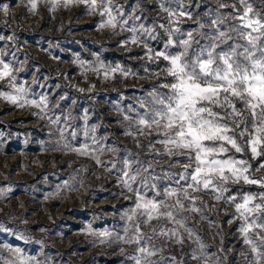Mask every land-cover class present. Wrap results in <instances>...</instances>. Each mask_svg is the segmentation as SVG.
Instances as JSON below:
<instances>
[{
	"label": "rangeland",
	"instance_id": "1",
	"mask_svg": "<svg viewBox=\"0 0 264 264\" xmlns=\"http://www.w3.org/2000/svg\"><path fill=\"white\" fill-rule=\"evenodd\" d=\"M164 2L168 4V0ZM182 2L191 19L173 17L179 24L172 27L185 34L200 23L204 24L200 31L214 30L211 20L217 15L227 19L219 26L227 30L235 22L232 17L237 10H243L238 0ZM112 3L121 7L125 18L139 16L136 25L155 28L157 39L124 43L132 36L128 26L100 28L107 17L100 16L99 10L90 12L87 4L65 7L60 0L53 10L52 0H37L33 12L28 0H0V60L10 65L16 84L28 90L27 99L48 98L44 112L0 98V264L6 260L19 264L14 249L23 257H34L33 264H132L128 257L135 254V246L117 241L118 235H124L128 224L125 213L135 199L120 182L121 161L128 154L151 161L155 175L161 177L157 181L161 191L165 184L174 183L166 179L165 172L182 171V164H173L182 157L155 156L147 148L151 137L141 136L130 127L137 113L143 112L142 98L167 82L162 74L156 75L167 62L150 60L143 44L147 42L155 51L164 50L168 13L160 0ZM221 3L225 7L220 8ZM248 3L254 12L264 15V0ZM4 5L8 6L7 14L2 10ZM161 24L165 29L159 27ZM193 35L199 39L197 32ZM101 64L104 68L99 72L92 70ZM117 66L123 72L109 71L105 77V69ZM9 84L7 78L0 80V91L12 92ZM57 117L60 122L53 123ZM128 131L133 135H127ZM93 138L98 143H93ZM84 144L96 150L101 163L97 164L91 153L80 155L72 150ZM155 147L161 148L158 144ZM235 155L248 160L253 168L261 162V158L252 159L250 152ZM254 175L264 176V169ZM240 187L247 192L264 191L258 185H242L233 186L232 194ZM195 195L204 201L198 205L202 213L184 215L210 256L208 264H255V253L237 231L240 221L228 223L234 208L209 194ZM105 231L110 234L107 238L99 235ZM155 243L161 245L159 239ZM163 247L154 259L175 256L174 264H204L191 258L193 250L197 255L200 251L195 237L186 239L182 246L169 242Z\"/></svg>",
	"mask_w": 264,
	"mask_h": 264
},
{
	"label": "snow or ice",
	"instance_id": "2",
	"mask_svg": "<svg viewBox=\"0 0 264 264\" xmlns=\"http://www.w3.org/2000/svg\"><path fill=\"white\" fill-rule=\"evenodd\" d=\"M28 2L35 12L37 0ZM59 2L52 0L53 10ZM238 3L243 10H237L232 17L235 22L227 30L219 27L225 25L227 19L217 15L211 20L214 30L202 32L200 29L204 24L200 23L197 29L185 34L179 27H172L179 24L178 19L172 18L187 16L191 19V12L182 0H168L167 5L160 0L161 8L170 18L169 28L159 25L168 37L164 50L155 51L147 42L143 47L150 60L167 62L156 73L158 77L162 74L167 82L142 98L140 107L143 112L137 113L136 122L130 127L141 136L151 137L147 148L154 151L155 156L182 157V160H173V164H182L183 168L179 173L165 172L166 179L174 183L165 184L161 191L157 185L161 177L155 175L151 161L140 160L131 154L121 161L123 167L118 169L120 182L134 194L135 199L125 213L128 224L124 235H118L117 241L135 246V254L128 257L132 264H174L175 256L154 257L162 253L163 246L169 242L182 246L186 239L194 237L200 251L197 255L193 250L191 258L208 264L210 256L204 252V244L184 215L202 213L198 205L204 201L196 193L209 194L216 201L232 206L234 215L228 223L240 221L237 231L255 253V264L264 261V191L247 192L240 187L232 194L233 186L258 185L264 189V176L254 175V172L264 169V15L254 12L248 0H238ZM70 4H87L90 12L99 10L100 16L107 17L100 28L115 29L118 24L122 28L128 26L126 30L132 36L124 43L138 44L142 39H157L155 28L136 25L139 16L125 18L121 7H114L112 0H100L99 3L98 0H64L65 7ZM219 7L225 5L221 3ZM2 10L7 14L8 6L4 5ZM193 31L197 32L199 39ZM201 40L205 42L201 43ZM172 48L177 50L170 51ZM101 68H104L103 64L92 70L99 72ZM109 71L123 72V69L119 66L105 69V77ZM124 74L128 75L127 72ZM6 78L13 91H0V98L18 107L33 106L41 112L47 109L48 98L43 96L39 101L27 99L28 90L16 84L12 68L0 60V80ZM125 119L132 118L125 116ZM52 122L58 124L60 118ZM126 134L133 135V132ZM93 143L98 141L93 138ZM157 144L161 148H156ZM72 150L80 155L91 153L97 164L101 163L99 156L95 155L96 150L90 149L88 144ZM99 151L102 154L103 148ZM248 152L252 159L261 158L258 167L253 168L248 160L235 155ZM112 167H116L115 162ZM201 218L204 217L201 215ZM99 235L107 238L110 234L105 231ZM157 239L161 241L159 246L155 243ZM13 252L19 264H33L35 261L34 257L21 256L19 249ZM5 264H16V261L6 260Z\"/></svg>",
	"mask_w": 264,
	"mask_h": 264
}]
</instances>
